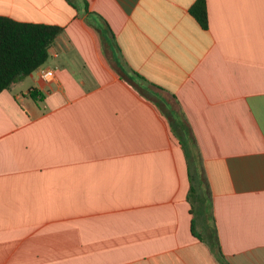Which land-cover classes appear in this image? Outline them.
Instances as JSON below:
<instances>
[{"label":"crops","instance_id":"obj_1","mask_svg":"<svg viewBox=\"0 0 264 264\" xmlns=\"http://www.w3.org/2000/svg\"><path fill=\"white\" fill-rule=\"evenodd\" d=\"M194 1L0 0L61 28L0 92V264H221L180 130L227 264H264V0H206L207 29Z\"/></svg>","mask_w":264,"mask_h":264},{"label":"trees","instance_id":"obj_2","mask_svg":"<svg viewBox=\"0 0 264 264\" xmlns=\"http://www.w3.org/2000/svg\"><path fill=\"white\" fill-rule=\"evenodd\" d=\"M189 13L202 28L207 29L206 0H195L189 8ZM60 32L61 28L56 25L18 22L0 16V92L43 65L49 57L48 48ZM138 76L141 80H145ZM186 132L180 130L178 137L188 162L190 187L187 200L191 206L192 233L208 244L221 264H227L213 224L212 201L208 185L199 168L200 153L195 143L189 141ZM190 146L194 150H190Z\"/></svg>","mask_w":264,"mask_h":264},{"label":"built area","instance_id":"obj_3","mask_svg":"<svg viewBox=\"0 0 264 264\" xmlns=\"http://www.w3.org/2000/svg\"><path fill=\"white\" fill-rule=\"evenodd\" d=\"M38 72H39V78H40L42 81H45V82L51 81L52 78H53V75H54L52 69H43V68H39V69H38Z\"/></svg>","mask_w":264,"mask_h":264}]
</instances>
